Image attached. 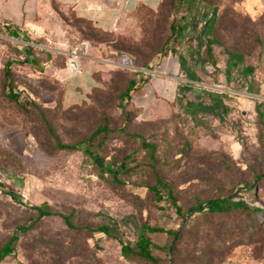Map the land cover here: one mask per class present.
Masks as SVG:
<instances>
[{"label": "rangeland", "instance_id": "374dc122", "mask_svg": "<svg viewBox=\"0 0 264 264\" xmlns=\"http://www.w3.org/2000/svg\"><path fill=\"white\" fill-rule=\"evenodd\" d=\"M220 1L198 2L191 12L182 0L158 12L139 8L116 30L87 39L80 33L84 24L70 7L51 5L56 29L44 37L25 38L49 46L35 47L29 65H22L12 44L0 41V247L16 226L35 220L0 264H140L125 260L120 247L136 241L143 223L179 232L173 257L154 251L162 264H224L262 254L258 250H264V224L249 243L240 240L222 251L213 242L223 241L231 227L229 217L197 215L186 225L172 207L156 208L147 189L159 175L185 210L196 198L242 196L244 186H256L258 202L264 204V185L257 181L264 179V55L258 58L254 48L227 35L216 49V65L207 59L210 4L222 6ZM222 2L221 11L247 14L264 29V8H252L245 0ZM230 18L218 19L221 34L233 29ZM188 21L191 25L182 34L170 33L172 22L180 28ZM83 42L89 46L85 55L96 60L98 88L81 95L80 105L68 107L61 75H53V67L43 61L53 60L55 67L71 72L66 54ZM164 44L172 52L160 56ZM9 60L14 62L17 101L5 95L3 86V65ZM143 63L151 71L142 69ZM134 71L149 78L141 91L121 101ZM43 74L56 80L41 79ZM148 85L150 92L145 90ZM26 100L34 101L43 116ZM105 122L110 134L102 151V172L82 149H61L49 131L62 144H79ZM143 140L153 145L155 162H150ZM111 169L117 171V181ZM42 204L70 215L75 228L58 216L36 220L32 207ZM252 218L259 222L264 216L241 213L233 222L239 228ZM99 226L109 235L86 229ZM150 236L159 245L172 239Z\"/></svg>", "mask_w": 264, "mask_h": 264}, {"label": "trees", "instance_id": "16d2710c", "mask_svg": "<svg viewBox=\"0 0 264 264\" xmlns=\"http://www.w3.org/2000/svg\"><path fill=\"white\" fill-rule=\"evenodd\" d=\"M175 1L177 0H169L168 3H166V0H161L156 10H150L144 6H139L136 10H138L139 8H143L151 13L158 12L163 10L165 4H173ZM182 1L187 4L188 12L192 11L196 3L207 2V0H182ZM220 4L222 6H216L210 4L211 20L207 25V35L205 39V54L207 56V59L211 61L212 65H216V61H215L216 49L220 46L221 37L223 36L225 37L227 35H229V37H231L236 43L249 45L250 47L254 48L258 58L263 57L264 29L259 26V20L252 19L247 14L240 15L233 10L231 13H226L224 9L221 11L220 8L225 6H223L224 4L222 0L220 1ZM51 5L54 6L53 8L60 6L54 1H51ZM73 14L75 15L74 12ZM229 14L231 15L230 19L233 22V29L229 32V34H221L218 26V19H222V17H229ZM75 17L84 24L85 27L80 28V33L86 39L91 37L92 34H108V32L112 31V30L111 31L101 30L96 26H94L90 21L79 18L76 15ZM190 25L191 24L188 21L185 23V25L180 26L179 28V26H175V22H172L170 26V30H171L170 33H176V31L179 30V33L182 34L183 31ZM9 29H11V27L8 28L5 27L2 23L0 24L1 35H5L9 31ZM0 41L6 42L8 44H12L18 50V55L22 60V65L30 64V57H31L30 53L37 46L31 45L30 43L18 45V43L9 41L7 39H0ZM165 44L168 45V42ZM165 44L162 45L161 50L158 51L160 56H166L172 52V50L168 49ZM65 59L68 61L69 56L66 55ZM13 64L14 62L12 60H9L3 65L4 68L3 74L5 76L3 86H4V90L6 91L5 95L9 99L17 101L19 92L14 88L13 75H12ZM148 65H149L148 63H143L141 67L144 70L151 71V68H149ZM246 69L249 70L251 73L253 72L254 67L247 66ZM132 73L133 76L129 80H127L125 89L119 95L121 101L124 100L126 101L130 99L133 94L141 91L149 78V75L142 71H134ZM41 79H44L46 81L56 80V78L50 77L49 75L41 76ZM184 85L188 87V84H184ZM96 88H98V83L97 86H95L92 89V91ZM185 89L187 90V88ZM63 91H64V87H63ZM82 102H80L79 104L70 105L68 107L80 105ZM25 103L30 106H34L40 112L41 116H43L42 112L40 111L39 107L36 105L34 101L26 100ZM257 112L259 118L263 119V114L261 113V111L258 109ZM44 124L45 126H47V128L49 127V124L47 122L44 121ZM49 131L50 133H52L54 140L56 141V144L61 149H66V150L82 149L86 153L90 162L94 166H96V168L98 167L101 170V172L103 171L106 160L105 157L102 155V151L106 145L107 137L110 134V130L108 129L106 122L96 127V129L90 134V136L79 144H62L60 143L59 138L53 134L51 128H49ZM141 144L142 147L146 150L150 162H155L156 152L153 145L145 142L144 140L141 141ZM100 175L103 174L101 173ZM117 175H118L117 171L115 169L114 170L111 169V177L113 181H117ZM257 181H260L261 182L260 184L264 185L263 178L261 179L260 177H257ZM0 189H2V185H0ZM147 189L149 194L152 196L153 204L156 208L163 209L165 206H169L170 208L172 207L174 213L177 216L181 217L185 221L186 225H189L197 215H209L216 218L229 217L228 220L231 223V227L224 231V236H223L224 239H222L223 241L216 240L213 242V245L217 246V248L222 251L227 250L233 243L240 240L249 243L250 236L256 234L260 226L264 224V218L259 222H256V219L252 218L250 220L245 221L242 224V226L239 228H236L233 222V218L241 213H249V214L252 213V214H259L261 216H264V204L263 202L262 203L258 202L260 198L256 186H244L243 189L245 191V194H242V196L239 193H236L234 194V196L232 194V196L209 198L204 201L196 198L194 204L187 207L185 210H183L182 207L176 203L173 189L159 175L157 174L154 175V183L151 185H147ZM237 190H239V188ZM9 195L14 199H18V197L11 192H9ZM32 209L35 210L37 214L36 220H41L43 218L50 216H58L62 218L63 222L68 228L70 229L75 228V226L71 222L70 215L58 213L53 209H51L50 206H48L47 204L33 206ZM34 222L35 220L29 221V223L18 225L12 230L10 237L0 247V262H2L13 251L15 243L20 239L22 235H25L29 231L30 229L29 227H31V225H33ZM86 229L109 235L108 229L104 226H99L95 229H91V228H86ZM150 234H164L172 238L171 243L168 245H159L154 241V239L150 236ZM178 241H179L178 231L161 226H152L143 223L141 225V233L137 236L136 241L132 245L128 243H121L120 254L125 260L128 261L134 260L140 264H162V261L160 260V258H158L155 255L154 251L155 250L163 251L165 254L169 256V258L173 257L175 255V249L178 244ZM258 252H261L262 254L255 255L250 258L256 259L264 256V250L263 251L258 250Z\"/></svg>", "mask_w": 264, "mask_h": 264}, {"label": "crops", "instance_id": "0c3cea01", "mask_svg": "<svg viewBox=\"0 0 264 264\" xmlns=\"http://www.w3.org/2000/svg\"><path fill=\"white\" fill-rule=\"evenodd\" d=\"M51 1L60 6L70 7L79 18L90 21L97 28L111 31L114 24L118 25L125 17L134 13L139 6L150 10H156L161 0H0V24H9L6 33L9 41L18 45L32 44L37 47L49 46L25 40L35 37L47 36V31L56 29V23L52 17L57 16L51 8ZM252 8H264V0H245ZM69 56V53L66 54ZM69 60L66 65L69 70ZM169 63V60H167ZM54 61H43L45 67H53V75H61L63 83V103L66 106L82 102L81 95L89 94L97 86L93 72L97 70L96 60L90 56H81L76 64L74 72H68L66 67L57 68ZM163 62V69L166 63ZM169 66V64H168ZM65 70V71H64ZM149 85L146 91L150 92ZM224 264H264V256L261 258H233Z\"/></svg>", "mask_w": 264, "mask_h": 264}, {"label": "built area", "instance_id": "2783aa9c", "mask_svg": "<svg viewBox=\"0 0 264 264\" xmlns=\"http://www.w3.org/2000/svg\"><path fill=\"white\" fill-rule=\"evenodd\" d=\"M3 25L5 27H9V24H7V23H3ZM116 29H117V25L114 24L113 27H112V30H116ZM6 35L7 34H5V35H1L0 34V39H8V37ZM88 50H89L88 44L83 42L81 44V47L78 50L72 49L71 51L68 52L70 57H71L70 63H69V70H71V71H75L76 70V64L78 62V59L81 56H85V54L88 52Z\"/></svg>", "mask_w": 264, "mask_h": 264}]
</instances>
